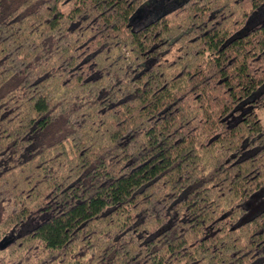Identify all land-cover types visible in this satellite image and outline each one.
Here are the masks:
<instances>
[{"label":"trees","instance_id":"obj_1","mask_svg":"<svg viewBox=\"0 0 264 264\" xmlns=\"http://www.w3.org/2000/svg\"><path fill=\"white\" fill-rule=\"evenodd\" d=\"M263 113L264 0H0V264H264Z\"/></svg>","mask_w":264,"mask_h":264},{"label":"rangeland","instance_id":"obj_2","mask_svg":"<svg viewBox=\"0 0 264 264\" xmlns=\"http://www.w3.org/2000/svg\"><path fill=\"white\" fill-rule=\"evenodd\" d=\"M151 11H152V13H155V12H157V14L159 13L158 11H159V9H155V8H152L151 7ZM143 22V21H142ZM264 114V113H263ZM263 117H264V115H263Z\"/></svg>","mask_w":264,"mask_h":264}]
</instances>
